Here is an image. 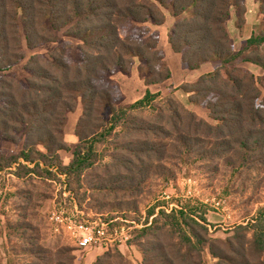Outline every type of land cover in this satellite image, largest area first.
Wrapping results in <instances>:
<instances>
[{
  "label": "trees",
  "instance_id": "1",
  "mask_svg": "<svg viewBox=\"0 0 264 264\" xmlns=\"http://www.w3.org/2000/svg\"><path fill=\"white\" fill-rule=\"evenodd\" d=\"M259 2L262 30L237 49L228 22L235 7L239 10L237 27H244L245 0H0V73L24 59L23 36L27 46L35 48L56 41L57 31L69 29L68 35L81 41L83 52L76 64L55 57L46 68L34 57V78L28 86L11 94L0 91V99L7 97L0 103V126L7 127L3 136L13 141L20 133L28 136L25 148L12 157L13 162L20 166L23 159L39 167L41 161L58 159L59 150L69 149L64 138L67 114L82 100L84 115L78 124L79 143L73 150V160L67 166H56L62 167L57 174H66L70 181L94 169L98 137L122 124L130 141L118 146L114 165L128 173L111 178L114 183L119 177L127 180L113 187L123 192L139 190L151 169L157 170V176L168 174V166L158 163L170 151L187 157L185 163L224 156L236 169L264 167V90L255 73L236 65L252 63L264 68L260 51L264 45V0ZM165 9L176 18L169 39L185 67L195 70L204 63H215L212 71L181 87L192 103L210 111L214 122L201 118L172 96L161 97L160 92L148 89L141 99L122 106L116 104L119 99L113 88L99 87L103 74L110 79L115 72L130 74L136 59L147 85L172 76L159 48L160 33L152 28L166 22ZM126 29L134 32L123 34ZM255 48L256 52L249 54ZM114 89L118 93V87ZM146 112L150 119L143 118ZM108 113L112 114L109 121ZM36 121L37 129L33 127ZM51 125L56 128L53 132ZM49 163L44 171L51 175L53 162ZM161 168L163 172L158 171ZM135 169L139 174L133 173ZM152 217L135 235L144 264H204L206 248L219 259L216 264H264V213L232 228L234 234L226 239L212 236L206 213L197 214L193 208L161 209ZM94 264L134 263L119 249L115 254L109 249Z\"/></svg>",
  "mask_w": 264,
  "mask_h": 264
},
{
  "label": "rangeland",
  "instance_id": "2",
  "mask_svg": "<svg viewBox=\"0 0 264 264\" xmlns=\"http://www.w3.org/2000/svg\"><path fill=\"white\" fill-rule=\"evenodd\" d=\"M245 4L247 12L244 27L242 29L237 27L239 10L235 7L231 9L228 22V30L237 49L243 46L246 39L262 30L259 0H245ZM164 11L166 22L161 27L152 26V28L163 35L162 41L161 39L159 41V48L164 52L165 60L167 57L166 62L172 76L164 81L163 85L152 86V92H160L161 97L172 96L201 118L214 122L210 111L202 105L192 103L189 94L181 89L182 86L198 78L194 76V80L183 73L182 69L190 74L194 71L186 68L180 61L181 54L172 49L169 35L176 23V18L170 9ZM68 30L57 31L56 41H49L35 48H29L23 36L25 57L11 70L0 73V91L11 94L18 88H26L29 81L34 78L33 70L36 68L33 63L34 57H37L45 68L49 67L48 63L53 62L55 57H64L68 64H76L80 58H83L82 49L79 47L81 41L68 35ZM122 32L131 34L134 31L126 29ZM167 48L171 50L172 55L166 51ZM260 51L264 54V45ZM254 52L256 48L249 50V54ZM139 65L140 61L136 59L128 75L115 72L110 79V76L103 74L99 87L113 88V94L119 99L116 100V104L122 106L133 104L145 95L143 94L145 90L147 92L149 89L145 87ZM236 65L255 73L260 78L261 87L264 90L263 67L242 62ZM211 66L213 69L215 63H211ZM7 79L13 84L2 82ZM116 87H118V93L114 89ZM6 98L3 96V101ZM2 99L0 103H4L1 102ZM53 110L52 108L50 115L54 112ZM83 115L84 105L82 100H79L75 110L67 114L64 138L69 149L59 150L58 159H52L49 161L51 163L41 161L39 167L23 159H20L22 160L20 166L13 162L12 157L20 155L25 148L28 136L20 133L17 141L10 140L2 133L7 127L0 126V264H61V262L94 264L97 257L107 251L100 247H88L85 251H77L69 238L52 232L50 215L54 206L69 205L71 201L70 197L64 195L65 185L67 189L72 190L79 206L86 213L103 214L104 218L111 222L110 228L113 231L117 229L121 231V235L129 237L125 243L112 246L110 249L114 254L116 249H119L134 264H144L142 247L135 239L136 231L147 222H151L152 213L155 212L157 215L161 209L170 212L172 208L184 206L195 209L197 214L206 213L212 224L211 235L222 239L233 235L231 229L235 226L247 224L248 221L256 219L260 212L264 213V167L236 169L226 163L224 156L214 161L191 159L185 163L187 157L172 155L170 151L166 159L158 163L168 166L166 167L170 170L168 174L157 176V170L151 169L139 190L136 191L134 188L123 192L113 188L127 182L126 179L119 177L114 183L111 178L117 174L123 176L128 173L124 168L114 165L119 155L118 146L130 141L123 124L112 133L98 137L99 140L94 146V154H96L93 156L94 169L85 170L79 178L73 176L71 181L69 176H60L56 171L61 172L62 167L56 166L57 164L67 166L73 160V150L79 143L78 124ZM144 115L145 117H138L150 119L147 112ZM111 116L112 114L108 113L106 120L109 121ZM33 127L39 128L37 121L33 123ZM55 129L51 125V131ZM39 149L47 153L46 148L40 146ZM34 155L37 157L38 153L35 152ZM52 162L53 171L51 170L50 175L44 169L46 164H52ZM138 164L139 162L136 163ZM108 166L111 167L110 173L107 171ZM35 167V171L31 172L30 169ZM119 170H123L122 174ZM158 171L163 172L164 169L161 168ZM138 172L139 169H135L133 173L139 174ZM138 178L142 179V177ZM102 186L110 189L103 190ZM73 248L75 249L72 250ZM218 260L211 254L209 248H206L203 253L204 264H216Z\"/></svg>",
  "mask_w": 264,
  "mask_h": 264
},
{
  "label": "built area",
  "instance_id": "3",
  "mask_svg": "<svg viewBox=\"0 0 264 264\" xmlns=\"http://www.w3.org/2000/svg\"><path fill=\"white\" fill-rule=\"evenodd\" d=\"M67 176L60 174V176ZM64 177V176H63ZM64 195L71 198L69 205H55L51 211L50 223L53 233L69 238L77 251H85L88 247H100L104 250L125 243L129 237L121 235V231L110 228V221L103 214L86 213L71 189L65 185ZM123 230V228H122Z\"/></svg>",
  "mask_w": 264,
  "mask_h": 264
},
{
  "label": "crops",
  "instance_id": "4",
  "mask_svg": "<svg viewBox=\"0 0 264 264\" xmlns=\"http://www.w3.org/2000/svg\"><path fill=\"white\" fill-rule=\"evenodd\" d=\"M162 26V25H161ZM160 26V27H161ZM160 39H161V41H162V39H163V35L160 33ZM169 48H170V46H169ZM169 48H167L166 49V51L169 53V55H172V52H171V50L169 49ZM173 49V48H172ZM170 51V52H169ZM174 53V52H173ZM177 53V52H176ZM168 55V56H169ZM166 60H167V57H166ZM180 61H182V59L180 60ZM211 63H213V62H207V63H204L199 69H195V70H191V71H194V73H192V74H190V73H187V72H185L186 70H183L182 69V71H183V73H185V76H187L188 78H193L194 80H195V78L197 77V78H199L201 75H203L204 73H208V72H210V71H212L213 69L211 68V67H213V66H211ZM214 64V63H213ZM182 67V66H181ZM173 71V70H172ZM194 76H195V78H194ZM135 77H136V74H135ZM173 77H174V71H173ZM172 77V78H173ZM194 80H190V81H194ZM196 81V80H195ZM177 82H179V81H177ZM165 82H162V83H159V84H154V85H147L146 83H144L145 84V87H146V89H151V91H153L152 89V86H160V85H163ZM177 87V86H176ZM158 91H160V90H158ZM145 92H146V90H145ZM145 92L143 93V94H145ZM156 93V92H155ZM142 97V96H141Z\"/></svg>",
  "mask_w": 264,
  "mask_h": 264
}]
</instances>
